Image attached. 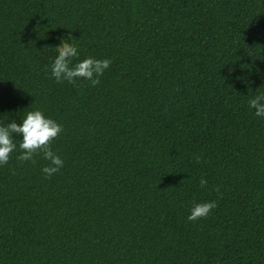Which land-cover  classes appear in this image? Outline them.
<instances>
[{
  "label": "trees",
  "instance_id": "16d2710c",
  "mask_svg": "<svg viewBox=\"0 0 264 264\" xmlns=\"http://www.w3.org/2000/svg\"><path fill=\"white\" fill-rule=\"evenodd\" d=\"M69 31L98 84L51 76ZM258 94L264 0H0V125L41 110L63 160L0 165V264H264Z\"/></svg>",
  "mask_w": 264,
  "mask_h": 264
},
{
  "label": "clouds",
  "instance_id": "9594fccd",
  "mask_svg": "<svg viewBox=\"0 0 264 264\" xmlns=\"http://www.w3.org/2000/svg\"><path fill=\"white\" fill-rule=\"evenodd\" d=\"M59 43L52 46L56 55L52 58L49 71L57 82L67 81L73 83L79 78L90 82L91 85L99 83V77L105 69L109 67L110 60L95 59L87 56L71 64L72 58L79 55L74 38L69 31L68 36L59 37ZM71 64V66H70ZM248 107L253 109V115L264 120V94H258L248 101ZM62 131V126L54 119L46 117L39 109L27 111L23 119L18 124L15 120H10L4 125H0V165L5 164L17 147L21 150L17 159L20 161H33V157L42 154V158L48 163L41 168L44 178H50L63 166V160L51 148L50 142ZM14 135L20 137L19 143L13 139ZM199 161V156L196 157ZM34 162V161H33ZM206 184L204 179L200 180V186ZM215 201L195 203L189 210L188 220H195L206 216Z\"/></svg>",
  "mask_w": 264,
  "mask_h": 264
}]
</instances>
